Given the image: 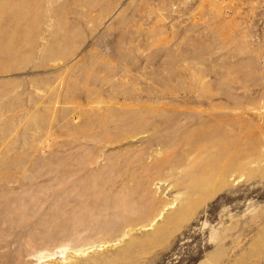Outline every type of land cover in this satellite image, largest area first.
<instances>
[{
  "label": "rangeland",
  "instance_id": "rangeland-1",
  "mask_svg": "<svg viewBox=\"0 0 264 264\" xmlns=\"http://www.w3.org/2000/svg\"><path fill=\"white\" fill-rule=\"evenodd\" d=\"M0 264H264V0H0Z\"/></svg>",
  "mask_w": 264,
  "mask_h": 264
}]
</instances>
